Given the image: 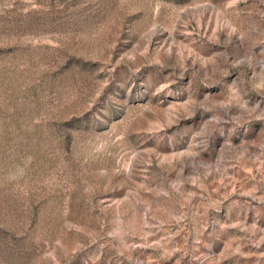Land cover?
Wrapping results in <instances>:
<instances>
[{
    "label": "rangeland",
    "instance_id": "rangeland-1",
    "mask_svg": "<svg viewBox=\"0 0 264 264\" xmlns=\"http://www.w3.org/2000/svg\"><path fill=\"white\" fill-rule=\"evenodd\" d=\"M0 264H264V0H0Z\"/></svg>",
    "mask_w": 264,
    "mask_h": 264
}]
</instances>
